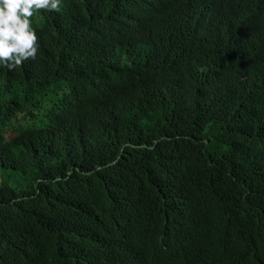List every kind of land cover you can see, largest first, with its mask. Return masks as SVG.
<instances>
[{"label":"trees","instance_id":"obj_1","mask_svg":"<svg viewBox=\"0 0 264 264\" xmlns=\"http://www.w3.org/2000/svg\"><path fill=\"white\" fill-rule=\"evenodd\" d=\"M62 1L0 66V264H264V0Z\"/></svg>","mask_w":264,"mask_h":264},{"label":"clouds","instance_id":"obj_2","mask_svg":"<svg viewBox=\"0 0 264 264\" xmlns=\"http://www.w3.org/2000/svg\"><path fill=\"white\" fill-rule=\"evenodd\" d=\"M61 4L62 0H0V66L11 70L35 59L38 43L30 18L41 9L58 11Z\"/></svg>","mask_w":264,"mask_h":264},{"label":"rangeland","instance_id":"obj_3","mask_svg":"<svg viewBox=\"0 0 264 264\" xmlns=\"http://www.w3.org/2000/svg\"><path fill=\"white\" fill-rule=\"evenodd\" d=\"M1 172L10 173L9 170H4V171H1V170H0V174H1ZM4 175H6V174H3V178H4ZM1 177H2V176H1Z\"/></svg>","mask_w":264,"mask_h":264},{"label":"bare ground","instance_id":"obj_4","mask_svg":"<svg viewBox=\"0 0 264 264\" xmlns=\"http://www.w3.org/2000/svg\"><path fill=\"white\" fill-rule=\"evenodd\" d=\"M130 2V1H129ZM264 2V1H263ZM96 5V4H95ZM67 31V30H66ZM82 31V30H81ZM83 39V38H82ZM87 40V39H86ZM111 76V75H110Z\"/></svg>","mask_w":264,"mask_h":264}]
</instances>
